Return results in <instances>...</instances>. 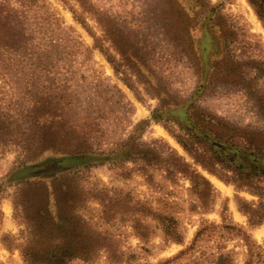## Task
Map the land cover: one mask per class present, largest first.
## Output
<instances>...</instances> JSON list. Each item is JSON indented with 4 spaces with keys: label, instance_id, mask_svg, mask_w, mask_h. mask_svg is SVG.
Instances as JSON below:
<instances>
[{
    "label": "rangeland",
    "instance_id": "rangeland-1",
    "mask_svg": "<svg viewBox=\"0 0 264 264\" xmlns=\"http://www.w3.org/2000/svg\"><path fill=\"white\" fill-rule=\"evenodd\" d=\"M193 108L264 132L249 0H0V264H264V198L174 137Z\"/></svg>",
    "mask_w": 264,
    "mask_h": 264
},
{
    "label": "trees",
    "instance_id": "trees-1",
    "mask_svg": "<svg viewBox=\"0 0 264 264\" xmlns=\"http://www.w3.org/2000/svg\"><path fill=\"white\" fill-rule=\"evenodd\" d=\"M255 7L259 17L264 21V0H249ZM160 111H155L154 118H160ZM194 108L187 122L182 125L185 129V136L182 139L174 136L181 146L192 154L195 161L201 164L211 174L221 175V179L233 183L238 189H245L258 194L260 199L264 198V132H252L250 134L235 135V131L222 126L216 119L205 118L202 122L195 118ZM213 129L219 130L217 133ZM227 129V131H226ZM171 150L175 157L176 168L174 173L184 176L191 175L197 181L209 182L196 171H191V166L180 157L174 150ZM219 168V169H218ZM221 172L224 174L222 175ZM225 173L231 174L227 176ZM256 224L264 222V216L257 217ZM254 220L251 218V221ZM179 241V235L170 234ZM76 249V248H75ZM81 252V253H80ZM86 255L87 251H69L68 253L56 255L55 264H64L62 257L75 254Z\"/></svg>",
    "mask_w": 264,
    "mask_h": 264
}]
</instances>
